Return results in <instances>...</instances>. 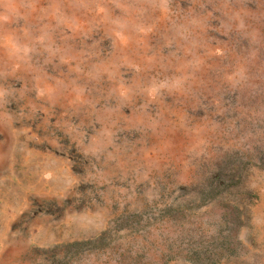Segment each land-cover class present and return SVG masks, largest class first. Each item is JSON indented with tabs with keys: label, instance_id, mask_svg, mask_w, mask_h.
I'll return each mask as SVG.
<instances>
[{
	"label": "rangeland",
	"instance_id": "374dc122",
	"mask_svg": "<svg viewBox=\"0 0 264 264\" xmlns=\"http://www.w3.org/2000/svg\"><path fill=\"white\" fill-rule=\"evenodd\" d=\"M0 264H264V0H0Z\"/></svg>",
	"mask_w": 264,
	"mask_h": 264
}]
</instances>
